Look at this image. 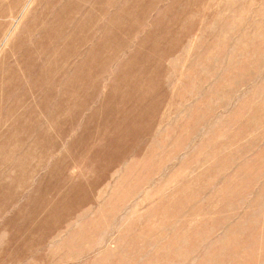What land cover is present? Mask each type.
<instances>
[{
  "label": "rangeland",
  "instance_id": "obj_1",
  "mask_svg": "<svg viewBox=\"0 0 264 264\" xmlns=\"http://www.w3.org/2000/svg\"><path fill=\"white\" fill-rule=\"evenodd\" d=\"M0 264H264V0H0Z\"/></svg>",
  "mask_w": 264,
  "mask_h": 264
}]
</instances>
